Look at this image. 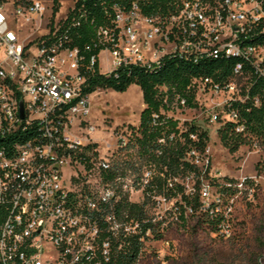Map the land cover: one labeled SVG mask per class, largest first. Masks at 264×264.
Returning a JSON list of instances; mask_svg holds the SVG:
<instances>
[{"label":"built area","instance_id":"1","mask_svg":"<svg viewBox=\"0 0 264 264\" xmlns=\"http://www.w3.org/2000/svg\"><path fill=\"white\" fill-rule=\"evenodd\" d=\"M10 6L5 9L0 3V264H107L132 241L138 255L152 233V217L144 208L147 200L158 207L168 199L156 193L153 176L164 179L163 189L170 188L174 196L185 193L178 180L200 175L208 147L190 145L185 152L195 172L165 176L164 167L155 171L146 159L147 170L139 181L130 179L127 169L120 173L124 164L111 163L109 157L113 148L137 149L138 132L128 125L111 131L106 144L110 154L95 157V128L85 118L87 77L131 65L151 68L166 55L232 56L227 78L194 75L189 81L208 96L225 94L220 110L211 116L217 126L234 121V113L224 110L225 102L248 96L242 86L251 74L264 77V0H111L103 9L108 22L95 27L92 46L83 51L71 43L69 34L77 21H43L45 6L38 0ZM100 52L108 56L105 70L100 69ZM239 75L245 80L236 87ZM156 89L162 104L151 114L152 122L165 115L162 110L170 104V109L173 104L185 107L183 97L174 93L168 98L162 85ZM259 95L264 93L254 94L255 101ZM176 129L185 130L183 125ZM173 134L162 131L156 142L164 144ZM188 138L194 141L195 134ZM256 177L261 175L216 181L215 212L223 193L250 191ZM210 189L208 181H201V198L207 199ZM131 192H139L141 201H130ZM124 203L140 204L141 218L129 213ZM228 204L225 215L215 221V233L229 226Z\"/></svg>","mask_w":264,"mask_h":264},{"label":"rangeland","instance_id":"2","mask_svg":"<svg viewBox=\"0 0 264 264\" xmlns=\"http://www.w3.org/2000/svg\"><path fill=\"white\" fill-rule=\"evenodd\" d=\"M31 0H19L26 3ZM45 6L42 15L43 21L52 24L61 23L74 0H59V5L51 16L50 0H38ZM13 0H0L5 9H11ZM27 28V27H26ZM38 34H35L34 37ZM31 52L35 51L30 46ZM108 56L105 52L99 54L101 70L107 68ZM245 76L235 78V85L239 87L244 83ZM186 88L192 90L194 104L185 107L175 106L162 110L166 117L177 121L192 122L207 132L208 162L199 166L200 175L197 178L189 176L182 181L184 192L191 199L196 197L198 207L192 211L189 206H183L178 195L165 199L158 207L154 200L148 201L144 206L145 212L152 217V233L145 241L135 264H264V149L259 146L240 145L234 152L223 147L217 137V122L211 120L212 114L220 110V103L225 94L217 92L208 96L197 92L190 87L188 81ZM181 97V96H180ZM89 113L85 117L88 123L94 126L92 132L95 157H108L111 149L107 148L110 132H116L123 126L135 127L138 124V115L144 107L140 89L130 83L123 91H114L110 88H96L88 93ZM185 100V99H184ZM161 106V105H160ZM159 108V107H158ZM111 163H120L129 174V178L139 181L142 173L147 170L146 159L137 149L124 151L113 148L109 157ZM261 175L250 191L242 190L240 193L231 192L222 194L221 203L217 206L212 202V196L218 188L216 181L223 177L236 182L240 176ZM201 181H208L211 185L210 195L207 199L201 198L198 188ZM184 193V194H185ZM130 201L140 202L141 194L131 192ZM230 200V202H229ZM229 203L227 218L229 226L223 233H215L214 227L218 215H225L224 204ZM182 206V207H181ZM182 211V217L180 213ZM212 210V211H211Z\"/></svg>","mask_w":264,"mask_h":264},{"label":"trees","instance_id":"3","mask_svg":"<svg viewBox=\"0 0 264 264\" xmlns=\"http://www.w3.org/2000/svg\"><path fill=\"white\" fill-rule=\"evenodd\" d=\"M19 0H13V5ZM111 0H74L66 16L62 19V25L77 21L69 31L71 43L83 51L84 46L91 47L93 43L94 29L100 24H106L108 19L103 12ZM51 16L59 5V0H50ZM155 3V2H154ZM153 3V4H154ZM264 38V31L260 34ZM96 51V49H90ZM87 54V53H84ZM234 57H207L199 59H188L176 55H166L162 57L159 64L151 67L128 66L109 73H92L86 80L83 89L85 93H90L96 88H110L114 91H123L130 83L136 84L141 92L144 107L138 115L135 137L137 149L148 158L153 164L155 171L165 168L164 174L175 175L186 171H196L197 168L185 160V152L190 145H195L202 149L207 142V132L192 122H183L185 130L177 131V121L165 115H158L156 121L152 122L151 114L157 113L158 107L162 104L161 91L157 86H164V93L171 98L174 93L185 99L187 106L194 104L192 100V90L186 88L189 78L194 75L207 76L224 79L230 75V67ZM247 65L244 66V70ZM244 88L248 96L242 99H228L224 104L226 112H233L234 121H225L216 128V133L220 144L229 152H234L240 145L255 144L264 149V95H259L257 100L254 94L264 93V77L251 74L250 81L245 83ZM243 89V90H244ZM240 125L241 130H236ZM164 131L174 132L171 139H166L164 144L156 142V138ZM195 134V140L191 141L188 134ZM264 168V167H263ZM231 181L232 179L223 177ZM160 177L153 176L151 183L156 193L163 192L167 197L174 196L170 188L163 189V181ZM220 189L224 190L223 187ZM183 206H189L192 211L198 207L196 197L191 199L187 194H180ZM129 213H133L136 218H141L143 212L140 204H122ZM182 207V206H181ZM182 209L180 218L182 217ZM219 219V218H217ZM215 227L214 224H210ZM138 252L136 241H132L125 253H120L115 259L107 264H131L135 261Z\"/></svg>","mask_w":264,"mask_h":264},{"label":"water","instance_id":"4","mask_svg":"<svg viewBox=\"0 0 264 264\" xmlns=\"http://www.w3.org/2000/svg\"><path fill=\"white\" fill-rule=\"evenodd\" d=\"M19 115H22L21 104L19 103Z\"/></svg>","mask_w":264,"mask_h":264},{"label":"crops","instance_id":"5","mask_svg":"<svg viewBox=\"0 0 264 264\" xmlns=\"http://www.w3.org/2000/svg\"><path fill=\"white\" fill-rule=\"evenodd\" d=\"M140 94H141V92H140Z\"/></svg>","mask_w":264,"mask_h":264}]
</instances>
